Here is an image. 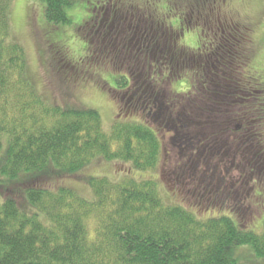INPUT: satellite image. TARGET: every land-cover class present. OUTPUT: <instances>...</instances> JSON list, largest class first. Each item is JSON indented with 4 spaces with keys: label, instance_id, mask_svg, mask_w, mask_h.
<instances>
[{
    "label": "trees",
    "instance_id": "16d2710c",
    "mask_svg": "<svg viewBox=\"0 0 264 264\" xmlns=\"http://www.w3.org/2000/svg\"><path fill=\"white\" fill-rule=\"evenodd\" d=\"M79 1L36 0L43 4L44 12L34 2L33 10L36 9L38 19L43 13L46 21L43 24L50 28L48 33L42 34L44 46H40L43 47L40 56L44 59L49 53L46 57L49 63H45L50 70L44 61L42 63L50 79L57 77L54 87L82 78L87 82L96 75L93 69L107 70L114 61L120 66L122 61L125 65L129 63L125 55L114 59V53L108 52L110 49L103 53V47L102 52L95 54V44L90 42L89 36L93 24L90 18L74 29L77 31L75 37L85 42V54L81 59L73 58L66 47L63 51L56 45V48L51 46L50 34L71 24L69 11L74 5L83 1L85 7L90 5L87 11H93L95 0ZM138 1H126L125 7L129 8L125 10L131 13L132 6L144 13L147 21L141 27L147 25L149 34L152 18L158 17L157 10L162 9L169 22L159 17L156 22L181 30L183 47L198 50L202 47L201 38L211 34L209 28L213 24L208 20L212 21V15L208 14L209 9L203 12L207 8L198 11L207 26L191 30L181 12L170 19L176 14L173 4L182 6L181 1L185 0H175L173 4L169 0H141L143 6ZM12 3L13 0H0V264H248L249 257L241 259L235 255L237 248H247L250 257L257 258L250 264H259V261L264 264V228L259 233L245 226L252 216L256 219L254 209H264V204L254 203L264 190V175H257L259 169H250L252 177L248 187H254L253 193L260 196L257 200L240 197L238 204L229 196L225 198L226 194L220 190L215 191L208 196V200L211 199L205 206L209 208L208 213L203 214L199 213L201 200L187 205L188 197L176 198L171 193L173 200L164 202L156 179H138L127 172L114 177L88 174L86 169L97 161L129 164V172L152 170L161 162L169 138H163L162 133L168 128L156 125V130L149 125L146 119L150 112L153 113V105L140 107L128 101L135 90L130 85L133 78L128 77L134 73L132 70L125 73L126 77L118 75L117 90L105 81L106 86L98 87L110 91L111 98L118 104V119L109 130L105 129L97 109L64 105L39 92L29 77L25 50L12 35ZM151 6L155 8L150 9ZM233 17L228 35L218 33L217 37H212V50L224 49L231 43L233 50L227 54L234 64L229 63V69L233 67L234 73L235 68H240L241 72L237 73L240 76L233 77L238 89L204 88L206 92L212 89L216 96L209 102L210 109L220 107L222 100L231 98L242 111L248 110L241 116L235 109V118L241 116V120L232 122L253 123L258 136L262 137L257 138L255 145L251 138L249 141L245 138L260 151L256 157L264 164V69L258 72L252 68L256 42L264 43V30L260 32L264 23L262 26L255 20ZM92 35L96 38V33ZM194 38L195 44H191ZM55 62H62L60 67L64 72L58 74ZM125 83L128 86L123 87ZM126 92L131 94L123 99ZM198 93L202 94L199 87L186 90L176 87L174 96L185 100ZM176 99L174 102H179ZM135 110L144 112L145 119ZM177 110L178 106L173 112ZM224 121L220 123H226ZM201 123L196 120L194 126L199 127ZM78 184L86 185L90 195H84ZM163 186L171 189L165 183ZM184 191L189 193L188 189Z\"/></svg>",
    "mask_w": 264,
    "mask_h": 264
},
{
    "label": "rangeland",
    "instance_id": "374dc122",
    "mask_svg": "<svg viewBox=\"0 0 264 264\" xmlns=\"http://www.w3.org/2000/svg\"><path fill=\"white\" fill-rule=\"evenodd\" d=\"M169 1L171 4H173V2L175 3V0ZM213 1L214 0H195L194 2L185 0L181 1L183 2L182 6L176 5V3L173 4V11L176 14H173L170 19L179 16L177 12H181L187 20V26L191 30L200 27L205 28L207 26L208 23H203L198 11H203L204 8H207L206 11H203L207 12L209 9L208 14L212 15V21L208 20V22L210 25H213L209 28L211 34L201 38V49H190L189 46L183 47L182 44L184 41L182 36L178 34V29L170 28L169 32H166L167 26L161 27V30L155 26L152 28L153 32L150 31V34L149 32L148 34H155L153 35L155 36L153 43L156 44L159 42L158 47H151V50L145 48L148 51L146 53L145 49H142L139 54L137 40L146 38L148 35H140L143 31L142 27H140L141 31L139 30L137 32V40L133 38V40L128 41V45L131 44L132 46L130 53L131 55L135 53V55L127 57L126 55L130 53H125V61L127 60L129 62L128 65H124L125 68L120 66V63L117 61H114V65L108 66L109 69L107 70L101 67L95 68V70L93 69L92 72L96 75L91 76L87 82H85V78L70 80L65 82L62 88L54 87V83L56 86L58 79L57 77L54 78V76L50 79L48 75L49 72L47 73L48 70L42 63L43 61L44 63L47 61L46 57L49 56V53H47L46 57L44 56V59L40 56V52L43 48L40 46H44L42 45L43 41L41 37L42 34L48 33L47 29L49 28L47 25L43 24L46 22L45 15L42 13L40 16L41 18L38 19L36 9L33 10V7L36 6L34 3L36 0H34V2L32 0H13L10 10L12 35L25 50L27 69L34 87H36L39 92H42L48 99L50 98L49 100L58 101V103H63L64 105H79L97 109L102 117L105 129L109 130L114 121L118 119V104L111 98L109 92L98 87H102V85L106 86L108 83L110 87L116 89L117 86L115 85L117 84L116 79L118 75L122 74L126 77V74L129 73L128 71L130 70L129 67L132 66V71L134 73L128 77L129 79L133 78V82L131 81L132 83L130 85L135 89L133 92L136 94V99L134 100L136 104L140 105V107L152 104L156 111L163 112V116L159 119H155L153 116L146 119L149 125L156 130V125L163 129L165 127L168 128L167 132L162 133L164 138H166L165 134L169 138L166 139L165 142L166 150L164 149L160 162L161 164L159 163L158 166L152 170H133L129 172V164L121 165L119 162L97 161L86 169L88 174H109L114 177L116 175L122 176L127 172L132 177L138 179H156L164 202L168 203L173 200L172 196L169 195L171 193H174L176 198L178 196L188 197L187 205L201 200L200 207L202 208L199 213L202 214L204 212L208 213L209 211V208H205V206L208 205L211 200L210 198L208 200V196L215 193V187L217 188L219 186L220 192L226 194L225 198L229 196L228 198H230L232 202L237 201V203L240 204V197L242 198L245 192L249 190L248 187H250L249 181L252 177L249 176L250 169H259L257 175H264L263 161L257 160L256 157L260 151H256L254 148L255 142L257 143V138L262 136H258V131L253 127V123L241 124L240 122H232L234 120L240 121L242 113L248 110L242 111L238 108L237 104H234L231 98L222 100V105L220 107L214 110L210 109L212 105L209 102L216 99L212 89L207 91V100L201 99L198 94L190 95L189 98L185 100H181L180 98L176 99L177 96H174L176 87H178V89L182 87L184 90L188 87H227L233 91H237L238 89V87H235L236 81H233V77L238 78L240 76L237 74L241 72L240 68H237V70L235 68L234 73L232 72L233 67L229 69V63L234 64L229 60L227 54L230 53V49L233 50L231 43H228L227 45L229 46H225L224 49L212 50V44L214 42H212V37H217L218 33L222 35V32L224 35H228V28H231L230 25H232V18H234V15L238 17V19L250 20L251 22L255 20L257 24L262 25L264 23V3L263 0H215L214 4ZM78 2L80 1L78 0ZM139 2L142 1H138L140 6L144 5L143 2L141 4ZM154 2H158V0ZM38 5L41 6L44 12L45 8L43 4L39 3ZM139 5H136V7H139ZM74 6L69 11L71 24L63 29L57 28L52 31L54 34L49 33L52 35L50 37V44L52 47L56 45L61 50L66 47L67 50L70 49L69 53L73 58L81 59L85 54V42L75 37L77 31L74 29L81 21H84L91 12L87 11L90 5H86L88 7L87 9L83 1L79 3V5ZM154 8V6L150 7V9ZM258 8L259 10L256 12ZM157 11L158 13L156 14L160 19L163 18L166 22H169V19L166 18V14L164 13V9ZM158 17L155 18L154 16L152 19L157 21L159 20ZM218 17L221 18L220 23ZM160 23L164 24V22ZM165 25L167 24L165 23ZM263 30L264 27L261 28L260 32L262 33ZM55 32L57 34H55ZM214 32H216V34H214ZM93 33L94 30L92 34ZM92 34L89 35L90 42L97 44L99 41ZM115 34L116 33H114V35ZM103 37L100 38V40H102ZM173 40H177L176 46L173 44ZM190 42L191 44H195V38ZM59 46H62V48ZM208 47L209 49H207ZM220 47L224 46L220 44ZM145 58H147V60H145ZM47 63L49 62L47 61ZM47 63H45V66L50 70L49 64ZM60 64L57 62L54 64L59 71L58 74L64 72ZM252 68L258 72L264 69V43H259L258 40L256 42L255 59L253 60ZM199 74L201 76H199ZM185 78L189 80H185V82ZM103 81H105L106 84ZM133 83L134 85H132ZM229 85H231V87H229ZM126 86H128V83L123 87ZM213 96H215V98H213ZM175 99L176 101L179 100V102H174ZM170 102L171 104L169 105ZM219 102L220 101L217 103ZM177 106V112H173V110L177 109ZM235 109H238L239 114H241L239 118H235L234 116ZM136 112L139 114L141 110L140 112L139 110ZM144 114V112L141 113L139 117L143 116L142 119H145ZM127 117L128 113L125 118ZM196 120L202 122L199 127L194 126ZM222 120H225L224 122L226 123H220ZM214 121L215 125H213ZM241 137L244 138V141ZM245 137L247 139L251 138L254 145H252L251 142H247ZM262 149H264V145ZM192 153L200 155V164L196 159H190V157L193 156ZM163 183L170 185L171 189H166ZM198 184L201 185V188L197 190L195 187ZM78 186L84 195H90L86 185L78 184ZM175 187H178V189ZM186 189H188L189 193L184 191ZM253 195H255V193H253L252 190L248 196L250 200H257V198L261 196L258 198V203L254 202L255 205L259 206V203L264 204V190L260 196ZM218 204H220L219 200ZM222 209L223 208H221L220 212H222ZM254 210L256 219L252 216L250 221L246 222L245 226L249 225L248 229L260 233L264 228V209L261 210V208H258ZM241 222L243 221L241 220ZM235 251V255H238L241 259L249 257V263L241 260L244 263L250 264L251 261L257 259L253 256L250 257L249 249L247 248H237ZM261 263L262 262L259 261V264Z\"/></svg>",
    "mask_w": 264,
    "mask_h": 264
},
{
    "label": "flooded vegetation",
    "instance_id": "af4514ba",
    "mask_svg": "<svg viewBox=\"0 0 264 264\" xmlns=\"http://www.w3.org/2000/svg\"><path fill=\"white\" fill-rule=\"evenodd\" d=\"M126 1H129V0H95L94 1L93 11H91V13L88 14L87 18H90L92 20V22H93V24L91 26L92 32L94 30V33H96V39L99 41L97 44L94 45L95 54H97L96 53L97 51L102 52L103 50L101 48L103 47V49L105 50V51H103V53L106 52L108 49H110V50H108V52L114 53V55H115L114 59H118L121 56L125 55V53H128L127 50L130 51V49H132L131 44L128 45V41L133 40V38H135V40H137L136 39L137 34H138L137 32L140 30V27L142 26V24L145 23V20L147 21V19H145L144 13L140 12L138 9H135L132 6H131V13H130V11H126L125 9L129 8L128 6L125 7ZM119 4L121 5V7H119ZM124 11H126V12H124ZM91 16L93 18H91ZM218 18H219L218 21L220 23L221 18L220 17H218ZM143 20H144V22H143ZM150 26H151L150 31H152V28L155 26H157L159 28V30H161V27L162 28L165 27V25H163L159 22H156V21L154 22L152 20H151ZM233 26H235V25H233ZM147 28H148V26L145 25L143 28L144 33L142 31L140 33V35H143V34L147 35L146 34L148 32ZM170 28L174 29V27L172 25H169V28L166 27V29H167L166 32H169ZM180 32H181V30H180ZM180 32L178 33L179 35H181ZM114 33H116V34L114 35ZM153 35H155V34L147 35L146 38H142V39L137 40V43L139 46V49H138L139 51L138 50L137 51L139 53H141V50L145 49V48L150 49L151 47H153V48L158 47L159 42H157L156 44H153V40L155 38V36H153ZM102 37H103V39L100 40V38H102ZM92 44H93V42H92ZM173 44L176 46L177 40H173ZM146 49H145V53L148 52ZM199 49H201V48H199ZM154 51H155V49H154ZM124 65H125V62L122 61L121 66L124 67ZM129 68H130V70H132V67H129ZM199 90L202 92V94L198 93L199 97L207 100L208 99V97H207L208 92H206L205 88L199 87ZM129 94H131V93L126 92L124 94L123 99H125V97H127ZM135 95L136 94L133 92L131 94V96L129 97L128 101L133 102L136 99ZM153 108H155L154 105H153ZM151 114L153 115V117L155 119H159L163 116V112L156 111L155 109H154L153 113L150 112L148 114L150 116V118L152 117ZM165 136H167V135H165ZM163 138H164V136H163ZM190 159H196V161L199 164L201 163L200 155L197 153H194L193 156L190 157ZM195 188L198 190L201 188V185L198 184V185H196ZM253 189H254V187L250 188L248 191H246L245 194L242 196V199H243V197L244 198L248 197L250 195V192ZM215 190L216 191L219 190V186L217 188L215 187ZM240 196H241V194H240ZM240 202H241V199H240Z\"/></svg>",
    "mask_w": 264,
    "mask_h": 264
}]
</instances>
